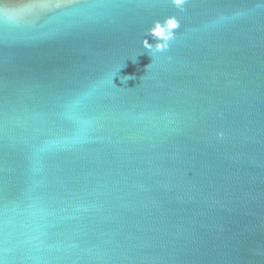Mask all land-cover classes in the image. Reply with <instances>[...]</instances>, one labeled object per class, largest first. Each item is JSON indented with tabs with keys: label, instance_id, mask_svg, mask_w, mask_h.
Here are the masks:
<instances>
[{
	"label": "water",
	"instance_id": "95a60500",
	"mask_svg": "<svg viewBox=\"0 0 264 264\" xmlns=\"http://www.w3.org/2000/svg\"><path fill=\"white\" fill-rule=\"evenodd\" d=\"M0 264H264V0H0Z\"/></svg>",
	"mask_w": 264,
	"mask_h": 264
},
{
	"label": "clouds",
	"instance_id": "9594fccd",
	"mask_svg": "<svg viewBox=\"0 0 264 264\" xmlns=\"http://www.w3.org/2000/svg\"><path fill=\"white\" fill-rule=\"evenodd\" d=\"M144 47H145L147 50H149V51L153 50L152 47H151L150 45L147 44V41L144 42ZM156 50L159 51L160 49H156Z\"/></svg>",
	"mask_w": 264,
	"mask_h": 264
}]
</instances>
